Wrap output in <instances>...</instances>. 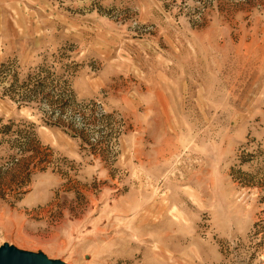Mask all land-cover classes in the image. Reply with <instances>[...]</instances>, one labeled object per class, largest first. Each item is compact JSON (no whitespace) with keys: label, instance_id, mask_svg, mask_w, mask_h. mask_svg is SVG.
Instances as JSON below:
<instances>
[{"label":"rangeland","instance_id":"rangeland-1","mask_svg":"<svg viewBox=\"0 0 264 264\" xmlns=\"http://www.w3.org/2000/svg\"><path fill=\"white\" fill-rule=\"evenodd\" d=\"M4 243L264 264V0H0Z\"/></svg>","mask_w":264,"mask_h":264},{"label":"water","instance_id":"water-1","mask_svg":"<svg viewBox=\"0 0 264 264\" xmlns=\"http://www.w3.org/2000/svg\"><path fill=\"white\" fill-rule=\"evenodd\" d=\"M0 264H65L60 259H51L43 252L21 250L9 243L0 245Z\"/></svg>","mask_w":264,"mask_h":264}]
</instances>
